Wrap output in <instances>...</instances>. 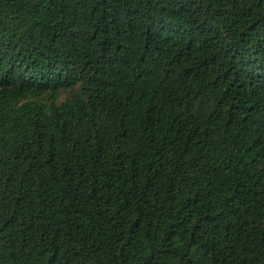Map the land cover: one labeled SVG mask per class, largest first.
I'll return each mask as SVG.
<instances>
[{"label": "trees", "instance_id": "1", "mask_svg": "<svg viewBox=\"0 0 264 264\" xmlns=\"http://www.w3.org/2000/svg\"><path fill=\"white\" fill-rule=\"evenodd\" d=\"M0 264H264V0H0Z\"/></svg>", "mask_w": 264, "mask_h": 264}]
</instances>
